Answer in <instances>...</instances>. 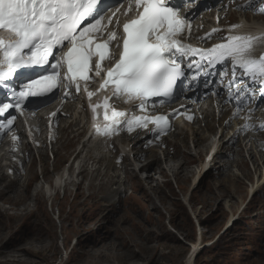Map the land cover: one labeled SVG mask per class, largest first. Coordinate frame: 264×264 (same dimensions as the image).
Returning a JSON list of instances; mask_svg holds the SVG:
<instances>
[{
    "label": "rangeland",
    "instance_id": "374dc122",
    "mask_svg": "<svg viewBox=\"0 0 264 264\" xmlns=\"http://www.w3.org/2000/svg\"><path fill=\"white\" fill-rule=\"evenodd\" d=\"M191 25L194 27L195 22ZM204 34L196 35V40ZM206 123L208 127L211 125L210 130L204 129V125L201 127L203 142L199 140L197 149L194 141L181 139L183 145L178 156L177 152L168 163H156L154 169H143L141 174L137 170L148 166L153 158L149 162L136 159L134 163L127 159L126 170L107 172L102 170L103 166L113 162L102 159L100 174L106 177L83 182L76 194L71 189L73 185V189L76 187L73 183L62 191L53 186L46 191L49 181L40 179V166L35 163L29 174L21 178L25 182L4 189L0 197V264H52L53 260L60 259L62 264H185L191 249L170 227V220L189 241L198 243L196 236L201 231L206 241L214 243V247H204L196 264H264V158L238 152L241 149L238 145L230 161L226 162L229 155L226 151V159L218 162L220 168L207 175L204 169L202 175L207 165H202L201 157L210 148L203 139H214L218 135L216 128L226 123V117L218 123L211 116ZM77 147H64L65 152L59 150L58 161L50 158L42 169L50 172L56 167L63 169L67 163L66 152L74 153ZM89 161L94 165V160ZM93 170L94 167L88 168L89 172ZM180 172L183 173L181 180ZM149 175L153 178L150 184L145 181ZM79 179L80 176L76 182ZM3 188L0 178V190ZM195 194L196 211L201 213L202 220L206 219L202 229L184 202H189V197ZM55 196L58 198L52 206ZM105 198L111 199L102 202ZM58 210L63 211L60 221ZM243 215L241 230L238 227L229 230L228 223L233 216ZM26 229H33L27 239L31 230L25 234ZM64 242L67 251L72 250L70 254H65Z\"/></svg>",
    "mask_w": 264,
    "mask_h": 264
},
{
    "label": "snow or ice",
    "instance_id": "6c2138e0",
    "mask_svg": "<svg viewBox=\"0 0 264 264\" xmlns=\"http://www.w3.org/2000/svg\"><path fill=\"white\" fill-rule=\"evenodd\" d=\"M123 0H0V31L10 34L7 41L0 38V88L10 92L9 101L0 104V133L11 131L14 113L26 109L29 97L54 95L64 85V97L68 88L75 85L77 93L82 84L89 101L95 95L89 91L90 64L96 58L94 73L100 76L104 71L102 62L112 59L111 43L120 39L118 59L103 77L99 90L112 87V95L125 97V103H134V109L145 112L151 101L154 107L174 99V88L185 77L182 64L201 70L207 66L231 64L230 72L222 70L219 75L230 74L233 79L228 88L238 85L236 74L247 76L252 83L264 81V55H251L255 40L252 36H229L226 43L211 49H200L185 44L180 39L185 28L191 27L189 17L198 13L181 15L185 5L197 0H134L135 17L122 26V37L115 30L109 31L103 39L112 16L107 23L102 21L105 13L117 8ZM199 7V3H197ZM118 10V8H117ZM129 11L132 10L131 3ZM127 15V12L124 13ZM119 21L117 20V24ZM233 28L237 26H232ZM213 32L218 29H213ZM211 37V33L202 40ZM189 57L196 59L189 60ZM33 69H40L35 71ZM51 69V71H49ZM63 76L61 77V73ZM19 77V83H16ZM264 96V84L261 86ZM219 95V93H216ZM153 97L163 98L159 101ZM236 100L237 117L243 110L249 94L244 88L229 92V101ZM104 108L105 124L95 126L98 135L111 137L122 130L129 132L136 128L155 126L164 134L170 117L165 115H141L128 117L124 111H117L106 98L103 104L89 108L96 120L98 108ZM14 110V112H13ZM109 111L111 115L109 116ZM55 115V113L53 114ZM10 116V118H7ZM186 119L192 120L191 116ZM250 125L245 124L244 130ZM264 130V124L260 126ZM17 137H13L15 141Z\"/></svg>",
    "mask_w": 264,
    "mask_h": 264
},
{
    "label": "bare ground",
    "instance_id": "6f19581e",
    "mask_svg": "<svg viewBox=\"0 0 264 264\" xmlns=\"http://www.w3.org/2000/svg\"><path fill=\"white\" fill-rule=\"evenodd\" d=\"M193 19V18H192ZM192 19H190V21L192 20ZM236 29H234V30H232L233 32L235 31ZM209 97H212V94L211 93H209V91L207 90V89H203V90H199V94L197 95V93H192V94H185V95H183V97H182V101H181V103H180V105L181 106H184V109L182 110V112H184V113H190V112H192L193 111V109L194 108H199L200 106H199V104H198V102L197 101H199V100H203V99H205V98H209ZM75 96H71V97H68L67 98V102H64V105L63 106H65V105H72V102L75 100ZM54 118L55 119H57V117H55L54 116ZM53 118V119H54ZM203 120H205V121H207V118H208V116L207 115H204L203 117ZM210 126L211 125H209V130H210ZM74 126L72 125L71 127H70V129H72ZM213 127V126H212ZM221 129H224L223 127H221ZM193 131H195L196 132V130H195V128H193ZM197 133V132H196ZM199 133V132H198ZM217 137V136H216ZM216 137H214V139L213 140H217V138ZM184 139V138H183ZM205 141V140H204ZM203 142V141H202ZM187 143V142H186ZM208 143H209V140H206V142H205V146H207L208 145ZM202 144V143H201ZM65 147V146H64ZM0 149H1V145H0ZM65 149H66V147H65ZM149 152H141V153H139V154H137V158L136 159H138V160H142V159H144V158H142V157H146V155L148 154ZM139 156H142V157H139ZM127 157H130V154H128L127 155ZM166 157H167V155H166ZM151 158H153L154 159V161H152L148 166H146V167H141L140 168V172L143 170V169H148V170H151V169H154V165L157 163L158 164V160H159V158H158V154L156 153V152H154L153 154H152V156H151ZM151 158H149L150 160H151ZM175 158H178V157H175ZM152 159V160H153ZM167 159H168V157H167ZM179 159V158H178ZM90 160H94V161H96L95 159H92V158H90ZM138 160H134V162L135 161H138ZM169 161V160H168ZM204 164H206V163H204ZM109 166V165H108ZM156 167V166H155ZM210 166H206L205 167V165H204V169H205V172H206V170L209 168ZM2 171H4V172H6V173H8V172H13V174H11L13 177H17L18 175H17V173H18V170H17V167L16 166H11L7 161H5V164H4V166H3V168L1 169ZM182 171V170H181ZM187 171V170H186ZM99 172V171H98ZM186 173V172H185ZM184 173V174H185ZM204 174V173H203ZM183 177V173L182 172H180V174L178 175V178H179V180H181V178ZM186 178H188L187 176H185ZM6 180V177L3 175L2 176V178H1V181H5ZM21 181H22V179H21ZM148 181H149V184H150V182L151 181H153V178H152V176L151 177H149V179H148ZM185 182V181H184ZM3 185V184H2ZM19 185H21V183H20V180H16V181H12V182H10L8 185H5L4 186V188L2 189V190H0V197L2 196V194L4 193L3 192V190L4 189H6V188H12V187H15V186H19ZM56 185H58L57 183H56ZM23 187V186H22ZM47 191V190H46ZM111 194V193H110ZM113 194V193H112ZM111 196V195H110ZM109 196V197H110ZM17 197V196H16ZM18 197H20V196H18ZM106 197V196H105ZM110 199L111 198H105L102 202H106V201H110ZM6 200V199H5ZM8 201V200H7ZM46 202V201H45ZM109 204V203H108ZM200 215H201V213H200ZM149 237V236H148ZM151 239V238H150ZM113 241V240H112ZM105 243V242H104ZM111 245V244H110ZM113 248H114V246H113ZM112 248V249H113ZM115 250V249H114ZM136 254V253H135ZM95 256V255H94ZM135 257V256H134ZM119 258H121V257H119ZM131 258V257H130ZM117 260V259H116ZM119 262H120V260H119ZM122 263V262H121Z\"/></svg>",
    "mask_w": 264,
    "mask_h": 264
},
{
    "label": "trees",
    "instance_id": "16d2710c",
    "mask_svg": "<svg viewBox=\"0 0 264 264\" xmlns=\"http://www.w3.org/2000/svg\"><path fill=\"white\" fill-rule=\"evenodd\" d=\"M187 210V209H186ZM188 211V210H187ZM191 216V215H190ZM191 219H192V217H191ZM244 221V220H243ZM242 225V223L240 222V223H238V224H236L234 227H238L240 230H241V228H240V226ZM30 230L31 229H26L25 231H24V233L25 234H27L28 232H30ZM32 231H33V229L31 230V232H30V235L32 234ZM29 234H27L26 235V238H28V236H30ZM75 253H77V251H75ZM211 254H213V253H211ZM210 254V255H211ZM205 263V262H204Z\"/></svg>",
    "mask_w": 264,
    "mask_h": 264
}]
</instances>
